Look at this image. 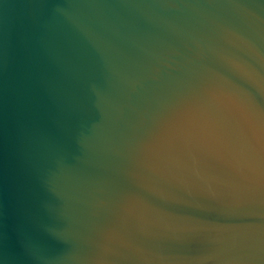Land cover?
<instances>
[{"label":"water","instance_id":"95a60500","mask_svg":"<svg viewBox=\"0 0 264 264\" xmlns=\"http://www.w3.org/2000/svg\"><path fill=\"white\" fill-rule=\"evenodd\" d=\"M0 264H264V0H0Z\"/></svg>","mask_w":264,"mask_h":264}]
</instances>
